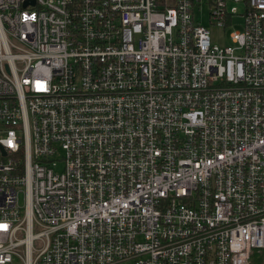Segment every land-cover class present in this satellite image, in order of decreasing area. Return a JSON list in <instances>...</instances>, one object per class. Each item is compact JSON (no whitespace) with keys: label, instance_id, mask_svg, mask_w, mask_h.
<instances>
[{"label":"built area","instance_id":"built-area-1","mask_svg":"<svg viewBox=\"0 0 264 264\" xmlns=\"http://www.w3.org/2000/svg\"><path fill=\"white\" fill-rule=\"evenodd\" d=\"M26 1L0 0V264H264V0Z\"/></svg>","mask_w":264,"mask_h":264},{"label":"rangeland","instance_id":"rangeland-1","mask_svg":"<svg viewBox=\"0 0 264 264\" xmlns=\"http://www.w3.org/2000/svg\"><path fill=\"white\" fill-rule=\"evenodd\" d=\"M236 7L237 10H240V12L243 10V6L241 4H236V3H230V10L232 8ZM197 17L199 20H201L205 25L209 26L213 40L216 43L219 44H231V34L234 31H242L243 30V23L244 20L239 15V12L236 13V15L233 17V21L230 26L225 28H221L220 26L217 25H212L210 24L209 21V6L207 4H203L200 10L196 11ZM61 168V163H59V169ZM21 204H23V198L21 197ZM257 260V257H255ZM260 262V257L258 259V262L255 261L254 264H258Z\"/></svg>","mask_w":264,"mask_h":264},{"label":"water","instance_id":"water-1","mask_svg":"<svg viewBox=\"0 0 264 264\" xmlns=\"http://www.w3.org/2000/svg\"><path fill=\"white\" fill-rule=\"evenodd\" d=\"M30 2H34V1L33 0H28V1H26L25 5H27Z\"/></svg>","mask_w":264,"mask_h":264},{"label":"trees","instance_id":"trees-1","mask_svg":"<svg viewBox=\"0 0 264 264\" xmlns=\"http://www.w3.org/2000/svg\"><path fill=\"white\" fill-rule=\"evenodd\" d=\"M256 254V253H255Z\"/></svg>","mask_w":264,"mask_h":264}]
</instances>
